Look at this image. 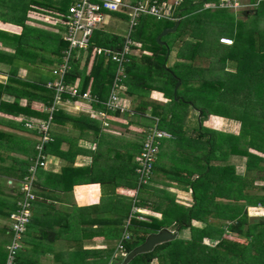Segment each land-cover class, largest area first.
Listing matches in <instances>:
<instances>
[{
    "label": "trees",
    "instance_id": "obj_1",
    "mask_svg": "<svg viewBox=\"0 0 264 264\" xmlns=\"http://www.w3.org/2000/svg\"><path fill=\"white\" fill-rule=\"evenodd\" d=\"M161 1L156 0V3L160 4ZM71 2L67 0L64 4H58V11L65 13ZM248 2L254 5L251 10L239 9L235 13L208 5L217 3V0H183L173 13L177 20H159L164 21L165 25L153 36L148 31L149 17L144 16L138 20L131 37L140 47L132 46L129 61L123 67L125 78L122 81L127 87L126 93L139 103L136 112L144 114L147 109V103L138 97L147 95L152 88L162 90L168 101L164 105L150 103L151 123L175 137L189 132V138L203 143L189 147L190 154H186L181 165L186 172L177 176V172L170 174L169 178H165L167 182H160L162 189L151 184L155 164L148 183L141 186L138 185L134 171L136 165L123 170V175L130 176L128 186L136 185L137 193L134 198L117 201L118 205L110 201L112 197H107V205L116 208V213L113 218V213L107 212L105 223L101 226L105 232L104 238L116 240L117 246L123 245L120 252L124 255L120 259L115 258L113 249L106 250L90 260L85 261L83 258V264H106L110 259L113 264H121L125 256L148 236L170 228L177 232L174 239L156 245L149 252L136 255L128 264H264V222L252 221L246 211L248 207L264 208V187L257 186L264 183V178L261 175L255 176L264 171V157L248 151L251 148L252 151L264 154V0ZM177 23V33L180 32L183 37L186 35L184 40H180V47L176 48L172 62L171 52L174 49L168 43H158L156 37L162 30L172 28ZM216 25L217 29L228 28L233 38L232 45H223L214 39L212 34L216 32ZM18 38L26 40L19 46L23 48L21 51L26 58L33 57V51L40 52L42 59L44 54L52 56L48 61L42 60L44 67L40 69L48 74L46 79L51 80V69L47 67L55 61L60 62L68 44L59 35L55 38L45 31H37L33 35L32 30L27 28ZM123 41V36L112 34L101 27L94 33L92 45L85 55L79 49L72 52L71 69L66 74V82L73 83L79 78L81 92L90 87L100 102L105 101L113 86V71L116 67L105 57L95 56L90 72L86 74L90 54L94 46L119 50ZM135 50L139 55H133ZM210 59H215V65L209 62ZM229 64L234 66V70L227 69ZM46 79L25 80L10 71L8 82L0 84V96L6 93L14 98L12 102H1L0 110L10 117L23 118L18 126L19 133L10 135L9 145V170L18 173L20 184L24 182L38 153L47 159L56 154L60 144L56 129L60 125H85L96 134V129H99L93 118L81 115L82 109L73 114L62 108L52 113L45 112L44 108L51 106L54 98V91L46 88ZM21 98L27 100L24 107L19 105ZM90 105L104 109L99 104ZM178 107H187L191 111L184 128L170 120ZM105 111L115 114V117L120 113V110L111 111L106 108ZM209 116L234 120L238 125L237 134L222 131L210 133L203 127ZM26 120L45 121L49 124V140L40 150L36 146L43 133L26 128ZM62 153L57 152V155L68 157ZM228 155L246 158L244 175L235 174L232 165L220 164L226 161L224 158ZM214 159L219 163L215 164ZM193 164L196 169L192 168ZM43 170L44 167L38 168L35 176L38 178ZM84 170L64 167L63 172H70L69 177L72 178L57 180V183L62 187H70L76 182H96L97 179L93 178L73 179L80 178ZM87 171L92 172L93 167ZM36 184L35 180L32 190L34 194ZM170 187L185 191L190 198L183 201L170 193ZM125 191L130 193L131 190ZM134 208L140 211L146 209L159 214L161 218L156 219L148 213L147 217L139 219L140 214L134 212ZM11 213H6L8 218ZM192 220H196L198 225H193ZM183 227L189 230L187 238L179 235ZM3 233L9 242L11 233L8 227ZM207 239L215 240L216 243L210 245ZM6 252L5 247L1 246L0 264H5ZM18 262L34 264L33 261L28 263L27 259L23 263L20 257Z\"/></svg>",
    "mask_w": 264,
    "mask_h": 264
},
{
    "label": "crops",
    "instance_id": "obj_2",
    "mask_svg": "<svg viewBox=\"0 0 264 264\" xmlns=\"http://www.w3.org/2000/svg\"><path fill=\"white\" fill-rule=\"evenodd\" d=\"M139 1L152 2L156 0H121V2L128 4ZM182 1L162 0L160 4L172 7L173 15L175 8ZM66 2L67 0H0L1 85L8 82L10 71H14L18 78L30 81L48 78V74L41 72L40 69L43 66L42 60L48 61L52 56L44 54V59H42L40 52L33 51V57L26 58L21 51L23 48L19 47L26 40L18 37L22 35L25 28L32 30L33 35L37 31H45L55 38L58 35L62 37L64 27L60 23H54L53 20L54 14L60 12L57 5ZM106 15L105 22L101 26L102 29L122 37L127 29L122 30V32L116 30L120 27L119 25L125 23L128 25V15L124 12H111ZM107 19H111L113 28L115 27L112 28L113 30L108 28ZM150 30L148 28V31ZM136 54V50L133 51V55ZM171 56H173L172 52ZM84 59L83 57V61ZM55 63L56 61L47 68L51 69ZM91 66L89 60L86 74L90 72ZM124 78L125 75L121 77L118 83L120 87L116 93L125 108L116 117L113 113H106L105 106L102 104L109 97L110 91L105 101L99 104L104 109L82 103L80 113L93 118L98 123L97 134L82 124V126L60 125L56 129L60 143L59 147L56 148V154L49 156L51 161L49 167L45 168L44 172L41 171L38 178L35 176L37 198L32 203L31 222L22 240V249L18 256L21 262L25 263V259H27L28 263L33 261L34 264H83V258L87 261L111 249L114 250L115 258L120 259L124 255L118 249L116 240L104 238L105 232L101 225L105 223V214L107 212L113 213L112 217L114 218L116 213V208L111 207V204L107 205V197H112L109 199L114 203L135 197L137 187L135 185L134 188L130 184L128 186L130 176L123 175V170L135 167L145 132L147 133L154 126L149 120L151 119V105H164L168 101L162 90L152 88L147 92V95L138 97L147 103L146 113H137L136 109L139 103L126 93L127 87L122 84ZM75 81L80 84L79 78H76ZM88 88L91 91L90 87ZM13 100V96L6 93L0 96V103L12 102ZM26 103V98L19 100V105L22 107ZM67 112L73 114L77 111L70 109ZM190 114L191 111L187 107H178L170 116V120L184 128ZM213 117L210 116V118ZM210 118L207 120L210 125L205 126L207 128L213 127L214 130H220L224 126L223 121L229 120L222 118L223 121L220 122L219 127L218 123H213ZM21 120H23L22 117L13 118L0 110V245L3 240H7L3 233L9 226V218L6 213L15 211L16 201L21 197L19 193L21 178L17 176L18 173L9 170L10 135L19 133L18 126ZM192 128L194 129L195 126ZM189 135V132L187 134L185 132L184 134H177L176 137L172 135L171 138L161 141L154 163L155 173L151 177L152 186L155 185V188L162 189L163 186L160 182H167L165 178H169L170 174L177 172L175 174L177 176L181 172H186L181 165H183L186 154H190L189 147L192 144L196 147L203 143L192 140ZM57 152H63L65 155L62 154L68 157L62 158V155H57ZM18 158L21 159V156ZM67 166L75 169H86L80 178L73 179L93 178L97 179L96 182H76L70 187L69 185L62 187L57 183V180H70L72 178L69 177L70 172L66 174L63 172L64 167ZM89 167H93L92 172L87 171ZM192 168L196 169V166L193 164ZM126 172L127 170L124 173ZM46 179L49 180L48 183L45 182ZM108 180L112 182L109 183ZM150 182L149 185H151ZM125 189H130V193H127ZM169 189L170 193L176 197L185 196L188 199L189 195L185 191L173 187ZM141 211L156 219L161 218L159 214L148 212L146 209H141ZM192 224L198 225L195 220H192ZM179 235L183 238L188 237L186 232L183 234L180 232ZM3 237L4 239H1ZM207 240L210 245L216 243L215 240ZM7 244H2L5 247V252ZM106 264H113L112 260H108Z\"/></svg>",
    "mask_w": 264,
    "mask_h": 264
},
{
    "label": "built area",
    "instance_id": "obj_3",
    "mask_svg": "<svg viewBox=\"0 0 264 264\" xmlns=\"http://www.w3.org/2000/svg\"><path fill=\"white\" fill-rule=\"evenodd\" d=\"M213 5L237 12L239 10L237 8L242 3H240V0H217V3ZM245 7H254V5L248 2ZM111 12H124L128 15L129 20L127 31L123 35L124 41L121 49L114 50L108 47L94 46L90 54V64H92L91 62L95 56H102L116 67L109 97L102 103L92 94L89 88L81 92L78 81L68 83L65 77L71 69L72 52L79 49L84 51V55L87 53L88 48L92 45L94 33L104 24L106 14ZM144 16L154 17L157 20H177L172 15V7L157 4L156 1H139L128 4L121 2V0H72L71 4L66 7L65 13L56 12L53 22L60 23L64 27L62 39L68 44V47L62 52L60 62H56L54 67L51 68L53 78L46 82V88L54 91V98L52 105L44 108V111L52 113L58 108L65 109V111H70V109L77 111L82 103L89 105L102 103L108 110L123 111L125 107L117 96L116 90L120 87L118 83L121 77L124 76L123 67L129 61L132 46L140 47L139 44L133 41L131 35L137 26L138 20ZM220 42L224 45H231L233 41L230 38L221 37ZM102 115L104 114L102 113ZM48 125L45 121L36 120H26L24 123L26 128L35 130L37 133H43L41 141L36 146L38 150L49 140ZM171 136L169 132L160 130L156 126H153L145 135L134 170L139 186L148 183L161 141L169 139ZM47 161V158L38 153L28 169V175L21 183V197L17 201V209L9 216L8 229L11 236L6 247L5 264H19L18 256L22 249L23 236L31 220L32 203L37 198L32 191L35 172L38 168L44 167ZM133 211L140 214L139 219L147 217L145 212L137 210V208H134ZM123 248L122 244L118 247L119 250Z\"/></svg>",
    "mask_w": 264,
    "mask_h": 264
},
{
    "label": "rangeland",
    "instance_id": "obj_4",
    "mask_svg": "<svg viewBox=\"0 0 264 264\" xmlns=\"http://www.w3.org/2000/svg\"><path fill=\"white\" fill-rule=\"evenodd\" d=\"M248 1L249 0H240V3H242V5L241 6H239L237 9H242V10H251L252 9V7H245L246 6V3H248ZM208 5H210V7H212V8H215V5H213V3L212 4H208ZM231 11V10H230ZM237 11H239V10H237ZM232 12H234V10L232 11ZM235 13H236V11H235ZM112 15V14H111ZM237 15V14H236ZM149 17V23H148V26H150V33H153L152 34V36L153 35H155L164 25H165V22L164 21H159V20H157L156 18H154V17H150V16H148ZM106 23L108 24V28L110 29H112L113 28V26L114 25H112V22H111V19H107L106 20ZM120 27L118 28V30H116V31H120V32H122V30H124L125 31V29H127V26L128 25H126V23L125 24H123V25H119ZM215 27V26H214ZM115 28V27H114ZM113 28V29H114ZM218 28V26L216 25V32L215 33H213L212 35H213V37H214V39H217L218 40V42L220 43V44H222L221 42H220V38L221 37H227V38H230V39H232V41H233V38L232 37H230V34H229V31H228V28L226 29V30H221V29H217ZM110 29V30H111ZM112 29V30H113ZM123 31V32H124ZM127 31V30H126ZM163 31H165V30H162L157 36H159L160 34H162L163 33ZM179 35V36H178ZM185 35L186 34H184V37L180 34V32H178L177 33V31H175V32H172V33H168V34H166V35H164L162 38H161V42H163V43H168V45L170 46V47H172L173 49H174V51L172 52L173 53V60H171L172 62L174 61V56H175V54H176V48L177 47H180V46H178L181 42H180V40L182 39V40H184L185 39ZM110 36V35H109ZM108 36V37H109ZM157 38V37H156ZM162 39H164V40H162ZM157 40V39H156ZM232 44H233V42H232ZM231 44V45H232ZM224 45V44H223ZM229 46V45H228ZM136 55H139V53L138 54H136ZM209 62L210 63H213L214 65H215V63H216V61H215V59H210L209 60ZM110 66L112 67V64H110ZM216 67V66H215ZM227 69H230V70H234V66L233 65H228L227 66ZM114 73L116 72V70L114 69V71H113ZM23 104L25 103V102H22ZM82 108V105H80V109ZM79 109V110H80ZM74 110V109H73ZM79 110H77V111H79ZM210 118V116L208 117V119ZM207 119V120H208ZM211 119V121L214 123H218V126L220 127V122H222L223 120H222V118H220V117H216V116H214L213 118H210ZM207 120L203 123V127L205 128V129H207V130H209L210 131V133L211 132H215V131H220V130H223V131H225V133H233V134H237V132H238V130H237V127H238V125H236V122L234 121V120H232V121H230V120H224L223 121V127L222 128H220V130H214V129H212L213 127H209V128H207V126H209L210 125V123L209 122H207ZM232 122V123H231ZM205 125H207V126H205ZM41 127V126H40ZM222 131V132H223ZM250 153H252V154H255V155H260L261 157H264V154H260V153H258V152H256L255 150H251V148L248 150ZM217 152V151H216ZM217 155H218V152L216 153ZM217 158V157H216ZM224 159H226V161L225 162H221L220 164H228V165H232L233 167H234V170H235V174H237V175H244V172H245V166H246V158L245 157H240V156H233V155H228V156H225V158ZM224 159H218V160H224ZM50 163H51V161L49 160V158H48V161L45 163V166H44V168H47V167H49V165H50ZM214 163L215 164H218L219 162L217 161V159H214ZM259 175H261L263 178H264V171H262L260 174L259 173H256L255 174V176L257 177V176H259ZM257 186H259V187H264V183L263 184H258ZM19 193L21 194V187L19 188ZM263 194V193H262ZM20 197V196H19ZM190 197L188 196V199H189ZM181 199L183 200V201H186L187 200V198L185 197V196H181ZM225 203H227L226 201H225ZM260 208V209H259ZM247 215L251 218V220L253 221V220H255L256 222L257 221H261V222H264V208L263 207H248L247 208ZM196 221V220H195ZM167 230H169L170 232H175L174 231V229H172V228H170V229H167ZM181 232V234H183V233H185L186 232V235H189V230L187 229V228H184L183 227V229L180 231ZM1 239H4V237L3 238H1ZM7 239V238H6ZM3 242H5L6 244L8 243V239L7 240H3ZM3 244V243H2ZM2 244L0 245V247L2 246ZM152 264H155V263H152Z\"/></svg>",
    "mask_w": 264,
    "mask_h": 264
},
{
    "label": "water",
    "instance_id": "obj_5",
    "mask_svg": "<svg viewBox=\"0 0 264 264\" xmlns=\"http://www.w3.org/2000/svg\"><path fill=\"white\" fill-rule=\"evenodd\" d=\"M177 27H178V23L170 29H165V31H163L162 34L157 36V38H156L157 42L165 45V43L161 42V38L168 33L175 32ZM167 55H168V53H167ZM175 91H176V88H175ZM176 236H177V232H170L167 229H163L157 234H153V235L148 236L142 244H140L139 246L134 248L132 251H130L125 256V258L121 264H128L136 255L141 254V253H145V252H149L156 245L170 241V240L174 239Z\"/></svg>",
    "mask_w": 264,
    "mask_h": 264
}]
</instances>
